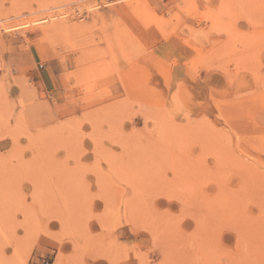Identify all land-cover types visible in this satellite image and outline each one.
I'll return each mask as SVG.
<instances>
[{
  "label": "rangeland",
  "instance_id": "obj_1",
  "mask_svg": "<svg viewBox=\"0 0 264 264\" xmlns=\"http://www.w3.org/2000/svg\"><path fill=\"white\" fill-rule=\"evenodd\" d=\"M246 3L0 0V264H264Z\"/></svg>",
  "mask_w": 264,
  "mask_h": 264
},
{
  "label": "bare ground",
  "instance_id": "obj_2",
  "mask_svg": "<svg viewBox=\"0 0 264 264\" xmlns=\"http://www.w3.org/2000/svg\"><path fill=\"white\" fill-rule=\"evenodd\" d=\"M246 2H248L246 3V8L250 18L264 23V0H246ZM246 17L248 16L246 15Z\"/></svg>",
  "mask_w": 264,
  "mask_h": 264
}]
</instances>
